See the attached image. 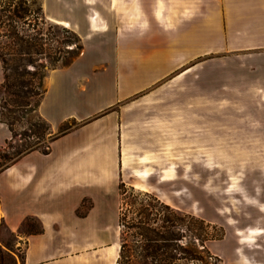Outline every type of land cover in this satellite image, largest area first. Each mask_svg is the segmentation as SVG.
Returning <instances> with one entry per match:
<instances>
[{
    "label": "crops",
    "instance_id": "crops-1",
    "mask_svg": "<svg viewBox=\"0 0 264 264\" xmlns=\"http://www.w3.org/2000/svg\"><path fill=\"white\" fill-rule=\"evenodd\" d=\"M41 8L67 28L88 27L86 41L110 54L87 62L82 51L49 74L37 111L51 140L46 152L30 150L0 172V222L23 237L21 264H116L123 172L151 175L131 166V141L156 140L161 128L170 138L174 118L160 109L175 107L177 93L191 101L193 74L195 88L207 90L200 68L209 55L250 61L234 69L233 91L258 93L264 105V0H41ZM67 122L74 125L59 131ZM11 139L0 122V149ZM158 176L169 182L170 167ZM237 204L264 213L255 198ZM28 218L42 230L20 236ZM231 235L230 264H264V220L239 223Z\"/></svg>",
    "mask_w": 264,
    "mask_h": 264
},
{
    "label": "rangeland",
    "instance_id": "rangeland-1",
    "mask_svg": "<svg viewBox=\"0 0 264 264\" xmlns=\"http://www.w3.org/2000/svg\"><path fill=\"white\" fill-rule=\"evenodd\" d=\"M46 14L41 0H0V53L9 65L21 64L22 59L31 57L37 73L48 72L49 76L52 68L68 66L82 51L87 62L110 54L103 45L86 41L91 32L88 27L67 28V24L50 20ZM249 62L209 55L200 68L202 73L207 72V90L200 93L195 88L193 74L191 101H181L177 93L175 107L160 109V116H167L168 111L174 118L170 138L167 130L161 128L156 140L139 135L131 141L130 150L136 155L131 157L136 160L130 162L131 166L151 175L146 179L124 171V184L134 183L135 189L148 190L172 209L202 219L208 225L199 229L196 220L185 221L192 232H181L180 245L191 251V256L170 264H223L222 255L227 258L224 264H230L232 229L239 223L255 225L264 220V213L255 205L237 204L238 198L264 202V105L258 93L233 91V82L239 81L238 76H233L234 69L247 68ZM27 69L32 71L34 67ZM47 78H42L39 91L47 88ZM36 85L34 80L29 89ZM6 96L0 88V106ZM37 100L38 96L29 99L30 105H11L13 112L0 108V120H7L12 130V139L0 149L1 171L11 164L18 150L35 147L46 151L49 146L50 126L40 117ZM73 125L67 122L59 131ZM168 166L172 179L162 182L158 173ZM115 203L120 208L118 193ZM260 207L264 211V206ZM38 229L39 223L28 218L21 224L19 234ZM134 238L126 235L128 244ZM24 247L23 237L18 239L0 223V264H21ZM130 259L134 260L132 256Z\"/></svg>",
    "mask_w": 264,
    "mask_h": 264
},
{
    "label": "trees",
    "instance_id": "trees-1",
    "mask_svg": "<svg viewBox=\"0 0 264 264\" xmlns=\"http://www.w3.org/2000/svg\"><path fill=\"white\" fill-rule=\"evenodd\" d=\"M72 35L76 36L73 31ZM23 60L24 62L21 64L9 65L4 55L0 53V61L3 68V81L0 83V88L7 95L2 99L3 102L0 108L8 112L15 110L10 107L11 105L14 107L20 104L30 105L29 99H35L37 96L39 100L35 103L38 108L46 92V89L39 91V88L42 78L48 77V72L42 75L38 74L31 57L22 59L21 61ZM27 66H33L34 69L30 71L27 69ZM53 69L55 68L51 70ZM25 75L29 78L25 79ZM34 80L37 82L36 88L29 89ZM42 120L46 122L43 118ZM0 122L5 123L10 131H12L10 123L7 120H0ZM34 149L37 148L29 147L18 150L13 154L11 163ZM118 193L121 197L118 219L120 226V249L116 264H170L173 260L191 256V251L180 245V240L183 237L182 233L186 232V230L192 232V229L185 225V221L196 220L199 223V229H202L208 226L202 219H197L189 214L179 213L160 201L154 194L137 190L133 186H126L123 182L119 184ZM129 214L132 215L130 219L128 217ZM0 223L7 228L3 221ZM182 226H185L186 229L181 228ZM175 228H178L180 231L175 232L173 230ZM41 230V226L39 225L38 230L30 232H40ZM10 233L13 234L11 231ZM128 234L135 237L131 241V244H128L126 240V235ZM194 235L196 237V234ZM130 256L134 260H131Z\"/></svg>",
    "mask_w": 264,
    "mask_h": 264
}]
</instances>
